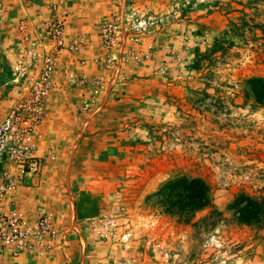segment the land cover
Masks as SVG:
<instances>
[{
    "label": "rangeland",
    "instance_id": "rangeland-1",
    "mask_svg": "<svg viewBox=\"0 0 264 264\" xmlns=\"http://www.w3.org/2000/svg\"><path fill=\"white\" fill-rule=\"evenodd\" d=\"M25 1L0 0V122ZM64 6L88 45L63 60L73 78L50 100L45 164L24 185L58 215L60 235L49 253L6 264H264V220L238 218L250 206L264 212V100L251 83L264 81V0ZM106 23L117 29L112 52L100 41ZM83 72L104 83L91 112ZM195 179L211 203L187 215L184 188Z\"/></svg>",
    "mask_w": 264,
    "mask_h": 264
},
{
    "label": "built area",
    "instance_id": "built-area-1",
    "mask_svg": "<svg viewBox=\"0 0 264 264\" xmlns=\"http://www.w3.org/2000/svg\"><path fill=\"white\" fill-rule=\"evenodd\" d=\"M47 8L20 19L10 56L13 102L0 122V264L23 255L49 253L60 235L59 217L47 206L28 210L19 203L26 177L39 175L45 164L41 139L51 97L73 78V66L61 69V62L83 55L88 45L87 37L71 30L64 0H52ZM100 41L108 51L115 50L114 24L101 26ZM79 64L84 67L87 61L80 59ZM79 78L81 85L93 89L82 104L84 112H91L104 90L103 79L91 81L87 72ZM106 222L116 225L112 217Z\"/></svg>",
    "mask_w": 264,
    "mask_h": 264
},
{
    "label": "trees",
    "instance_id": "trees-1",
    "mask_svg": "<svg viewBox=\"0 0 264 264\" xmlns=\"http://www.w3.org/2000/svg\"><path fill=\"white\" fill-rule=\"evenodd\" d=\"M252 83V91L256 96L258 102H262L264 100V81L262 79H253ZM259 85V86H258ZM187 191L186 195V204L184 206V210H186V214H189V211H199L208 207L211 203V194L210 187L207 183L202 179L193 180V184L184 188ZM258 204V200H252ZM242 214L238 217L241 221L247 223H260L264 220V212H261L258 208H254L250 206V208H243L241 211Z\"/></svg>",
    "mask_w": 264,
    "mask_h": 264
},
{
    "label": "crops",
    "instance_id": "crops-1",
    "mask_svg": "<svg viewBox=\"0 0 264 264\" xmlns=\"http://www.w3.org/2000/svg\"><path fill=\"white\" fill-rule=\"evenodd\" d=\"M37 1L38 0H36V3H35V2H32V0H26L25 3L21 5V7L19 6L17 8L19 14L21 15V19L24 18V17H26L27 15H30V14L35 13L36 10H37V8L38 9L39 8L41 9V8H43V7H45L47 5L46 4V2H47L46 0H40V1H42V3H40L39 1L37 2ZM85 28L86 27H83V29H85ZM64 60L65 61H69L70 58L69 57H65ZM69 65H72V64H70V62H69L67 66H69ZM62 66H63V61L61 62V69H64V67L62 68ZM56 93L57 92H54L51 98H53V96ZM49 120H50V116H49V119H48L45 127L43 128L44 131L42 132L41 147H43L46 144V142L48 140L47 138L50 139V135H49L50 129L47 130ZM48 141H50V140H48ZM31 180H32L31 178L26 177V183L27 184H29V182H32ZM33 189L35 190V188H32L30 186L29 187L28 186H23L22 190L20 191V194H19L20 201H19V203H20V206L22 208L28 209V210H32V209H34L37 206L36 205V203H37L36 201H37V196L39 194L38 193L36 194V193L32 192ZM38 263L35 262V261H33V260H30V261H28L25 264H38Z\"/></svg>",
    "mask_w": 264,
    "mask_h": 264
}]
</instances>
